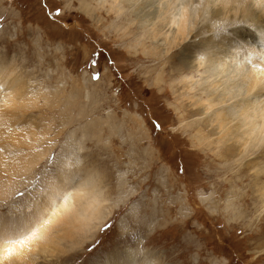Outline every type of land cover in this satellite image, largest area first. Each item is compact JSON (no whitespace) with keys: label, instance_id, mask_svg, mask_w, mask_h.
<instances>
[{"label":"rangeland","instance_id":"obj_1","mask_svg":"<svg viewBox=\"0 0 264 264\" xmlns=\"http://www.w3.org/2000/svg\"><path fill=\"white\" fill-rule=\"evenodd\" d=\"M195 1L199 16L206 7ZM151 9L144 0H0V154L14 161L12 175L0 167V178L3 188L17 190L6 197L1 190L0 215L28 209L43 178L76 169L74 183L86 170L99 178L98 212L105 218L60 254L61 247L55 253L47 244L52 248L38 251L34 264H101L126 248L154 254L147 264H264V132L246 143L225 112L254 101V93L238 96L251 82L210 73V84L231 76L224 110L200 105V115L187 102L207 89V75L200 70L199 88H182L183 79L199 73L177 62L184 44L153 47ZM205 36L193 35L186 51L204 58L195 46ZM8 64L21 90L27 83L25 94L14 84L11 92ZM257 102L256 110H264V97ZM220 123L221 141L212 134ZM64 219L54 217L43 234L62 229Z\"/></svg>","mask_w":264,"mask_h":264},{"label":"bare ground","instance_id":"obj_2","mask_svg":"<svg viewBox=\"0 0 264 264\" xmlns=\"http://www.w3.org/2000/svg\"><path fill=\"white\" fill-rule=\"evenodd\" d=\"M144 1L148 8L153 9L152 19L154 21L153 23L151 22L153 26L150 28L152 30L151 38L153 47L156 49L160 48V50L162 48L163 50L165 47L168 48L167 46L171 47L175 45L177 46V44H184L185 51L183 50L184 52L179 54V56L177 55V62L181 68L183 66L186 69H193V73L195 74H198L200 70L204 69L202 73L207 75L206 83L209 82L208 79L211 77L210 73H215L214 71L233 72L236 73L234 78L237 82H251V85L246 88V91H238V96L240 97L239 100H242L249 93H254L252 96L254 101L248 105L245 100L242 105H240V107H243L244 109L239 113V110L232 104L225 108V112L228 116L234 117L232 118L236 120L234 130L242 138H247L246 143L253 141L257 142V140L261 139V135L264 132V110H256V106L258 105L257 100L264 97V0H204V6L207 11L204 10L199 16L197 15V6L195 4L198 1L195 0ZM207 13L208 15H206ZM216 21H219V24H216ZM205 34L206 36L204 39L202 37L195 46L196 49L198 48L203 51L205 54H202L204 58H201L196 54L194 55L191 51H186L190 46V39L193 35L194 37H198L199 35ZM215 34L217 36H214ZM174 48L175 47L172 49ZM167 53L169 54V52ZM225 57H228L229 60L224 61L223 63L222 61ZM193 62L195 64H193ZM11 68L13 67L8 64L4 71L5 75H3L6 77L9 76V80H7L10 87L14 84V87H18L19 90L21 88L19 83L22 81L20 82V79L16 76L17 74L15 76L13 75V70ZM4 69L5 67L1 66V72ZM198 78L195 79L193 76L186 77L182 80L184 83L182 88H185L187 93L191 92L193 89L199 88L200 84L197 83L202 79L200 73L198 74ZM230 80L231 76L228 73L222 75L217 82H212V84L208 83L207 89L203 92L204 94L200 93V91L195 95L193 93L189 98L190 102L187 103L193 105L194 108L200 109V115L203 114L204 111L203 107L201 108L200 105L205 106V104H207L205 108L211 105H217L216 109H222L223 111L224 108H222L220 104L224 103L223 97L227 94L225 86ZM26 84L23 83L22 87L25 90L20 89L24 94L27 90ZM19 96L23 97V95ZM197 96H205L206 100H199L200 102H198L196 98ZM72 97L74 98V96ZM191 98H195V100ZM230 100V98H225V101H228L229 103ZM7 102L9 101H5V103ZM11 104L10 101V104L8 105ZM213 112H215V110ZM0 114L2 117V113ZM218 116L220 115H214V122H219ZM210 124H208V122L204 123V125L208 127H211ZM216 128L218 129L217 132L214 131L212 134L217 133V138L221 141L224 137L222 124L218 125ZM222 130L223 132L220 133ZM262 140H264V137ZM239 150L237 149L233 151V147L230 148V151H233V154H239ZM1 151H3L2 148H0V152ZM3 157H5V155L0 154V167L5 169L2 170V172L4 171L11 174V170H13L14 167V161L11 162V164H8L4 161L5 159H3ZM9 157L10 156L7 158ZM253 164L254 162L249 165L252 166ZM63 165H66V160L63 162ZM77 166H79V164ZM24 169L27 170L25 167ZM71 170L66 173L63 171H56L59 173L55 175V179L50 181L43 178L41 182L43 188L41 187V190L38 189L41 195L37 197L36 201H34L31 206L27 207L28 209L25 208L22 212L16 213L12 216L9 214L0 215V264H4L5 261H7V264H34L33 258L39 256L37 253L38 251L44 253L45 250L48 251L49 248L53 247L52 251L56 253L58 251L57 247H61L58 253L60 254L68 244H73L72 239L75 235L78 236V234H82L89 236L91 231L96 230V227H101L104 216L100 215L98 212L100 209H98V195L101 191L96 188V186L99 184V178L97 179V177L94 176V171L86 170L84 178L79 179L74 183V179L78 178V175L80 174L76 169H74V172H71ZM3 179L4 178L2 177L0 178V192L2 190L1 193L5 197L8 195L11 196L17 190L13 191L12 186L10 185H8L10 187L7 189V184L6 187L3 188L2 186H5V184L1 185ZM59 182H61V184L58 185ZM67 185L71 186V189L64 192ZM66 196H70L69 201L65 199ZM203 204L205 203L203 202ZM44 212H46L45 215L43 214ZM57 215L65 216V219L62 221V229L54 232L53 235L43 234L44 226L51 222ZM36 220L38 223L32 227ZM58 235H61L62 237H57ZM89 238L90 237H88V239ZM52 240L55 241L53 242ZM47 244H51L52 247H48ZM32 245H34V247H32ZM41 245H44L43 248ZM53 254L54 253H52V255ZM155 259L156 257L154 254L149 256L147 253H136V251L126 248L108 254L106 260L101 264H147L146 261L153 262ZM57 261L56 263H58ZM54 262L55 261H53V263ZM59 263H61V261Z\"/></svg>","mask_w":264,"mask_h":264},{"label":"snow or ice","instance_id":"obj_3","mask_svg":"<svg viewBox=\"0 0 264 264\" xmlns=\"http://www.w3.org/2000/svg\"><path fill=\"white\" fill-rule=\"evenodd\" d=\"M69 7H70V2L64 4V8H65V9H68ZM57 14H59V7H57ZM65 14H67V13H65ZM157 127H159V126L157 125Z\"/></svg>","mask_w":264,"mask_h":264}]
</instances>
